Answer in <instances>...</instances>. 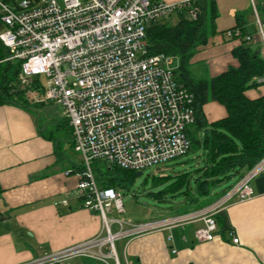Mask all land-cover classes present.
<instances>
[{"label": "built area", "instance_id": "2783aa9c", "mask_svg": "<svg viewBox=\"0 0 264 264\" xmlns=\"http://www.w3.org/2000/svg\"><path fill=\"white\" fill-rule=\"evenodd\" d=\"M196 3L0 0V24L5 27L0 43L8 52L6 60L20 63L18 78L23 82L45 79L43 93L34 102L62 109L72 150L80 158L81 171L74 173L77 196L82 208L96 214L102 225L93 239L28 264H66L75 258L119 264L115 241L193 222L201 223L194 231L195 242H210L217 232L214 215L253 198L250 182L264 172V157L207 208L127 225L107 218L112 207L123 213L121 195L99 186L91 167L104 162L140 173L188 152L187 129L195 121L193 95L169 68L171 57L148 55L146 29L184 11L196 19ZM256 34L264 49V26L257 18ZM226 35L239 39L236 30ZM255 81L264 84V78ZM232 243L238 244V239Z\"/></svg>", "mask_w": 264, "mask_h": 264}, {"label": "crops", "instance_id": "0c3cea01", "mask_svg": "<svg viewBox=\"0 0 264 264\" xmlns=\"http://www.w3.org/2000/svg\"><path fill=\"white\" fill-rule=\"evenodd\" d=\"M161 1L173 4L182 0ZM213 1L215 35L190 61L195 79L213 78L237 66L232 53L241 41L226 32L239 23L250 34L248 46L259 48L264 58L256 34V18L264 26V0ZM245 95L249 99L264 96V85ZM39 111L0 106V264H28L89 241L101 231L100 218L83 209L77 196L74 173L80 160L78 163L64 150L67 140L72 149L66 120L63 124L41 123ZM203 113L207 122L225 116L224 109L214 102L204 105ZM68 170L72 174H67ZM250 187L253 198L233 203L224 211L228 230L216 234L212 241L195 242L194 231L200 222L127 236L115 241L118 263L264 264V172ZM233 238L238 244L232 243ZM66 264L102 263L75 258Z\"/></svg>", "mask_w": 264, "mask_h": 264}, {"label": "trees", "instance_id": "16d2710c", "mask_svg": "<svg viewBox=\"0 0 264 264\" xmlns=\"http://www.w3.org/2000/svg\"><path fill=\"white\" fill-rule=\"evenodd\" d=\"M196 4V19H189L184 11L174 16L176 21L173 24L170 17L153 23L146 29L148 55L162 54L176 58L178 66L174 73L194 98L195 121L187 129V137L190 142L188 152L198 150L201 153L197 157L198 165L191 171L170 173L156 179L158 183H164L166 189L157 192L155 198L163 201L166 194H169L171 198L180 197L186 204L183 212L179 213L180 206L172 203L170 210L177 213L175 216L209 207L264 157V96L249 99L245 95L249 89L264 85L255 81V78H264V58L260 56L259 48L248 46L249 41L245 37L250 34L239 23L236 28L228 30H236L241 41V46L232 53L237 66L230 67L213 78H193L190 61L215 35L216 18L213 0H197ZM7 57V50L0 43V106L13 105L31 109L27 106L25 90H17L20 63L6 60ZM39 78H31L38 82V85L32 87V91L41 96L43 86ZM210 102L224 109L223 118L206 121L203 106ZM75 169L81 171L79 166ZM136 174L137 172L111 165L107 171L98 172L95 177L99 186L119 191L122 184L131 182ZM222 183H226L225 189L213 194L212 191ZM175 206H178V210H174ZM214 219L216 234L228 230L224 212L215 214Z\"/></svg>", "mask_w": 264, "mask_h": 264}, {"label": "rangeland", "instance_id": "374dc122", "mask_svg": "<svg viewBox=\"0 0 264 264\" xmlns=\"http://www.w3.org/2000/svg\"><path fill=\"white\" fill-rule=\"evenodd\" d=\"M10 4L13 5L12 3ZM175 21L176 18L172 16L171 23L173 24ZM4 31L5 27L0 24V33H3ZM177 66L178 60L176 58H172L169 68L175 70L177 69ZM39 81L42 86L45 85V79L43 77H40ZM35 85H38V82H34L32 79H28L23 82L18 78L17 90H25L24 96L28 101L27 106H30L33 110L40 109L39 114L42 117L41 123H49L51 120L52 122L63 124L65 118L63 117L64 115L62 109H60L58 105H45L46 103L34 102L35 98L38 97L37 92L32 91V87ZM43 105H45V107H43ZM46 126L51 128L50 125ZM52 129L54 130V128ZM64 136L67 137L66 135ZM63 147L68 156L76 161H78V159L80 160L79 156L72 151L68 140L67 142H64ZM200 154L201 153L198 150L194 152H187L185 155L158 165L157 167L146 168L140 172V175H134L131 182L122 184L121 189H119L123 213L117 214L112 207L111 212L107 214V218L118 219L127 225L167 220L177 215L175 211L172 212L170 210L172 203H177L176 205L180 206L179 213H182L186 204L183 203L180 197L171 198V195L166 194L163 201L155 198L157 192H162L166 189V185L164 183H158V180L156 179L161 178L163 174L167 175L170 173H182L193 170L198 165L197 157ZM91 167L94 175H98V172L107 171V169L110 168V165L104 162H94ZM225 187L226 183H222L212 192L213 194L220 193L225 189ZM178 206H175L174 210L178 209ZM114 230L115 228H112V231Z\"/></svg>", "mask_w": 264, "mask_h": 264}, {"label": "water", "instance_id": "95a60500", "mask_svg": "<svg viewBox=\"0 0 264 264\" xmlns=\"http://www.w3.org/2000/svg\"><path fill=\"white\" fill-rule=\"evenodd\" d=\"M141 173H137L136 175H140Z\"/></svg>", "mask_w": 264, "mask_h": 264}]
</instances>
